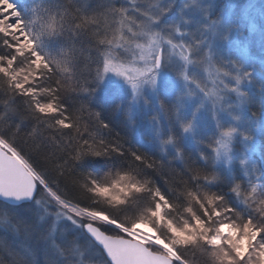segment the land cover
I'll list each match as a JSON object with an SVG mask.
<instances>
[{"label": "snow or ice", "instance_id": "obj_1", "mask_svg": "<svg viewBox=\"0 0 264 264\" xmlns=\"http://www.w3.org/2000/svg\"><path fill=\"white\" fill-rule=\"evenodd\" d=\"M175 7L0 0V229L51 264H264V56L215 0Z\"/></svg>", "mask_w": 264, "mask_h": 264}, {"label": "trees", "instance_id": "obj_2", "mask_svg": "<svg viewBox=\"0 0 264 264\" xmlns=\"http://www.w3.org/2000/svg\"><path fill=\"white\" fill-rule=\"evenodd\" d=\"M26 2L30 3L31 0H21V3ZM36 2L39 3L40 0H36ZM48 2H54V0H48ZM183 2L184 0H176V7L173 8L172 12L169 13V15L174 16L175 9ZM215 3L217 5V11L223 13L227 18L232 19L236 23L238 30L244 33V36L240 37V43H237V40L233 43L231 42V46L229 47L232 53L234 55H238L242 50L248 49L253 55L257 56V58L264 56V53H262L261 51L262 47H264V0H215ZM122 98L123 97H120L118 98V100ZM161 98L164 100L168 99V97L164 95L163 91L161 92ZM104 115L107 118L110 113L106 110ZM113 131L121 132V135H124L118 125L114 126ZM208 131H211L210 126L208 128ZM198 134L203 135L204 129L201 128ZM126 139L131 146L141 148L145 151L149 150L147 145L137 142L131 136H128ZM255 156L257 160L261 159L259 152H257ZM91 159L100 160L101 164L97 166L89 165L87 168H84L82 170L92 171L97 175H102L103 171H107L109 164L104 163L103 158ZM8 208L17 211H19L20 209L19 205H8ZM44 253L47 254L48 252H46V250L44 249ZM48 254L47 257H49ZM43 262H41V264H43ZM16 263L17 262L15 260H13V262L11 261V264Z\"/></svg>", "mask_w": 264, "mask_h": 264}, {"label": "rangeland", "instance_id": "obj_3", "mask_svg": "<svg viewBox=\"0 0 264 264\" xmlns=\"http://www.w3.org/2000/svg\"><path fill=\"white\" fill-rule=\"evenodd\" d=\"M181 4L175 9V15L174 16H176V14H177L176 13V10L181 6ZM236 40H237V43L238 42L240 43V38H238L236 36V33L234 32L233 33V36H232V39H231V42L233 43ZM229 46H231V43H230V45H227L226 47H229ZM201 119L202 120H206L207 119L206 114L202 113L201 114ZM7 208H8V206H7ZM8 210L9 211H12V212H15L16 215L21 216V217H27V216H30L31 215L30 210L29 209H26V208L25 209H19V211L13 210V209H10V208H8ZM0 238H4L7 244H9L13 249H17V250H19L22 247V245H24L26 243L32 245L34 248L37 249V251H36V258L39 261H41V262L44 261L45 257L48 254V253L47 254L44 253V249L45 248L43 246L39 245L37 243V241L35 240V238H33L31 240H25V238L22 235H20V236L14 235L11 231H5L3 229H0ZM48 255H49V257H48L49 258V261L52 262V261L55 260V257L52 256L50 253ZM30 258L31 257L29 256V259ZM5 259L6 260H9L10 257H8L7 255H5ZM16 262H17L16 264H19L18 261H16Z\"/></svg>", "mask_w": 264, "mask_h": 264}, {"label": "water", "instance_id": "obj_4", "mask_svg": "<svg viewBox=\"0 0 264 264\" xmlns=\"http://www.w3.org/2000/svg\"><path fill=\"white\" fill-rule=\"evenodd\" d=\"M9 205H14V204H9Z\"/></svg>", "mask_w": 264, "mask_h": 264}]
</instances>
